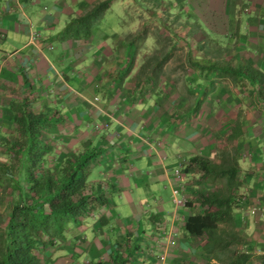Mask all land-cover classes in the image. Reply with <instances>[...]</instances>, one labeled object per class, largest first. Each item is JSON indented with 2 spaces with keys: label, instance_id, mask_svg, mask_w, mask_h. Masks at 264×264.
<instances>
[{
  "label": "crops",
  "instance_id": "1",
  "mask_svg": "<svg viewBox=\"0 0 264 264\" xmlns=\"http://www.w3.org/2000/svg\"><path fill=\"white\" fill-rule=\"evenodd\" d=\"M102 1L0 0V140L15 135L11 105L26 100L34 113H55L58 131L67 127L58 139L73 142V152L63 158L88 148L101 153L85 174L107 205L70 229L59 251H50L51 264L109 262L111 254L127 252L129 264H156L159 254L162 264H264V211L250 214L252 208L264 209V102L257 88L242 78H231L232 84L213 74H194L171 102L175 85L162 92L149 83L146 91H123L129 76L117 82L123 66L114 61L129 59V45L119 34L100 35L95 29L87 40L62 38L73 19ZM189 12L200 29L222 42L237 30V59L264 73V0H196ZM242 83L250 87L246 100L238 88ZM102 88L107 89L103 102L93 103ZM182 93L191 95L189 102ZM227 157L238 164L234 195L240 199L232 215L237 238L217 262L205 251L206 235L185 231L188 219L201 212L194 203L174 206L172 177L181 167V194L197 201L198 194L219 184L202 183L190 161L218 165ZM165 191L169 204L162 198ZM114 198L124 200L126 216L115 213Z\"/></svg>",
  "mask_w": 264,
  "mask_h": 264
},
{
  "label": "trees",
  "instance_id": "2",
  "mask_svg": "<svg viewBox=\"0 0 264 264\" xmlns=\"http://www.w3.org/2000/svg\"><path fill=\"white\" fill-rule=\"evenodd\" d=\"M111 1L99 2L82 16L73 19L63 29L62 38L89 39L108 11ZM198 27L194 25V28ZM134 55L135 51L129 59V66L124 67L119 82L129 73ZM168 59L169 55L163 53L149 63V69L143 70L142 76L147 84L153 87L157 85L158 73ZM189 64L202 71L204 76L213 74L215 78L244 79L257 88L256 96L264 102V73L252 66L241 71L227 63ZM200 103L197 100L195 108ZM27 107L26 100L11 105L20 139L4 143L1 147L7 158L12 155L16 157V166L1 168V171L9 180L6 187L13 189L17 197L10 203L7 219L0 224V264H43L40 254L65 242L70 229L77 228L81 220L91 218L107 205L105 194L97 193L89 185L85 174L87 164L101 154L100 150L88 148L77 157L58 158L46 137L57 126L55 113H34ZM192 165L197 166L202 183L219 186L214 191L197 195L201 213L190 217L184 228L193 236L206 235L205 251L220 262L223 251L229 250L237 238L233 232L235 223L232 215L237 208L234 193L240 186L237 180L238 164L235 158L227 157L218 165L203 159L191 160ZM99 223L105 225L106 221L100 218ZM131 257L129 252L123 255L113 253L109 262L93 264H129Z\"/></svg>",
  "mask_w": 264,
  "mask_h": 264
},
{
  "label": "rangeland",
  "instance_id": "3",
  "mask_svg": "<svg viewBox=\"0 0 264 264\" xmlns=\"http://www.w3.org/2000/svg\"><path fill=\"white\" fill-rule=\"evenodd\" d=\"M195 1L196 0H116L112 2L96 29L100 35L111 36L113 33L119 34L120 39L125 40L126 46L129 45V59L133 57L135 51L133 64L129 73L126 75L129 76V79L126 83H123L125 84V87L122 88L123 91H125L126 88L132 87H135L136 90L140 88L146 91L147 83L142 76V72L145 68L149 69V63H152L155 58L163 53L168 54L169 59L158 73L159 78L157 80V86L160 90L161 88H166L168 86L170 88L175 85L178 91L177 93L171 89L170 94H168V102L176 99L179 95V91H183L185 88V84H190L191 77L194 74H197L199 78L204 76L202 71L194 69L189 63L198 62L202 65H207L212 62L217 64L227 63L233 68L245 71V64L243 61L237 59V57H239V52L237 51V30L229 35V40L222 42L216 39L210 32H205L200 29V26L194 28V25L197 26L198 20L193 16V13L189 11L191 3H195ZM182 7L184 9L183 11H181ZM244 9L245 7L240 9V13H242ZM236 17L238 16L236 15ZM109 39L111 40V38ZM118 48L121 47L118 46ZM120 55L122 54H119L118 57H120ZM129 59L128 57L126 61H124V58L123 60H121V58L115 59L114 66H116V64L123 66L120 72L115 76L117 82H119L124 72V67L129 66ZM107 70L108 68L104 69V71ZM225 78L231 82V78ZM192 83L196 84L195 82ZM232 84L227 85L230 86ZM233 86L236 87L235 85ZM104 87L107 88L105 85L103 88ZM103 88L98 90V98L96 96L93 97V103H97L98 101L101 103L103 102L104 92L107 90ZM238 88L243 99L246 100V98L251 97L248 84L242 83ZM160 91L162 92V90ZM182 95L186 102L190 101V94L182 93ZM95 99H97L96 102ZM60 130L66 132L67 127H63ZM61 131H58L56 126L55 129L46 134L47 142L55 149L59 158H63V154L65 153L68 154L69 152H73L71 149L73 142L68 144L67 140L65 142L59 140ZM72 137L76 138L75 135ZM18 139H20V136L16 132L15 135L11 134L9 138L0 140V224H3L7 219L10 203L17 197L13 189L6 187L9 180L6 174L1 171V168L16 166V157L12 155L10 158H7L5 153H1V147L4 143L13 142ZM75 142L77 141L75 140ZM13 173L15 174V170H13ZM164 193L162 198L169 204L168 192L165 191ZM186 197L188 198V196ZM234 197L238 208L239 201L237 202V200L240 199V197L236 195H234ZM123 203H125L123 199L119 200L118 198H114L115 213L122 217H124V215L126 216L128 213V207ZM63 244L64 242L59 243L56 250L48 249V252L44 251L42 255L40 254L43 259V264H51L53 255L51 252H53V250L58 252ZM59 263L62 262L60 261Z\"/></svg>",
  "mask_w": 264,
  "mask_h": 264
},
{
  "label": "built area",
  "instance_id": "4",
  "mask_svg": "<svg viewBox=\"0 0 264 264\" xmlns=\"http://www.w3.org/2000/svg\"><path fill=\"white\" fill-rule=\"evenodd\" d=\"M49 50H52V47H49ZM96 101H97V99H95V102ZM181 169H182L181 167L175 169L173 171L174 177H172L174 183H177V185L172 188V202L176 208L185 207L189 202V200L181 194L180 187L178 186V183L183 178L182 177L183 173H182ZM260 211H264V209L252 208V209H250V214L254 215ZM163 261H164L163 255L159 254L156 256V264H162Z\"/></svg>",
  "mask_w": 264,
  "mask_h": 264
},
{
  "label": "clouds",
  "instance_id": "5",
  "mask_svg": "<svg viewBox=\"0 0 264 264\" xmlns=\"http://www.w3.org/2000/svg\"><path fill=\"white\" fill-rule=\"evenodd\" d=\"M186 198H187V197H186ZM187 199L189 200L188 204H189V203L198 204L197 201H194L193 198H191V197H190V198H187ZM238 201H239V200H237V202H238ZM188 204H187V205H188ZM187 205H186V206H187ZM186 206H185V207H186Z\"/></svg>",
  "mask_w": 264,
  "mask_h": 264
}]
</instances>
